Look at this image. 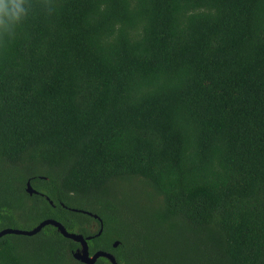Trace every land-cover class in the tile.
<instances>
[{
  "label": "trees",
  "instance_id": "16d2710c",
  "mask_svg": "<svg viewBox=\"0 0 264 264\" xmlns=\"http://www.w3.org/2000/svg\"><path fill=\"white\" fill-rule=\"evenodd\" d=\"M37 5L0 38V229L51 218L118 264H264V0ZM77 246L5 234L0 264H84Z\"/></svg>",
  "mask_w": 264,
  "mask_h": 264
},
{
  "label": "water",
  "instance_id": "95a60500",
  "mask_svg": "<svg viewBox=\"0 0 264 264\" xmlns=\"http://www.w3.org/2000/svg\"><path fill=\"white\" fill-rule=\"evenodd\" d=\"M24 191L27 194H32L36 193V191L30 186L29 181L26 180L25 185H24ZM47 200V198H46ZM48 202L51 204V201L48 200ZM85 212V211H83ZM89 215L93 216L94 218H97L96 215L91 214L87 212ZM99 220L100 227L98 228L97 232L95 235H98L101 232V221ZM49 225L55 228V230L61 234L63 237L70 239L71 241L75 242L78 244L77 247H75L71 251V256L73 259L84 263V264H92L98 257H103L108 260L110 264H118L114 256L107 251L103 250H96L92 254L88 252V245H87V240L90 239L92 236H82L79 233L76 232H69L67 231L64 226L51 218H45L37 222L34 226H32L29 229H19V228H12V227H4L0 229V237L5 235V234H15V235H26L30 236L33 235L37 232H39L44 226ZM117 245V241L112 242V247H115Z\"/></svg>",
  "mask_w": 264,
  "mask_h": 264
},
{
  "label": "clouds",
  "instance_id": "9594fccd",
  "mask_svg": "<svg viewBox=\"0 0 264 264\" xmlns=\"http://www.w3.org/2000/svg\"><path fill=\"white\" fill-rule=\"evenodd\" d=\"M36 8H40L37 0L35 2L33 0H0V38L13 37L17 26L27 20ZM54 9L55 5L52 4L51 7L42 10L51 15Z\"/></svg>",
  "mask_w": 264,
  "mask_h": 264
},
{
  "label": "rangeland",
  "instance_id": "374dc122",
  "mask_svg": "<svg viewBox=\"0 0 264 264\" xmlns=\"http://www.w3.org/2000/svg\"><path fill=\"white\" fill-rule=\"evenodd\" d=\"M25 182H26V180H25ZM25 182H24V185H25ZM21 227H22V225H21ZM90 228H91L92 230H95V229H96V227H95L94 224H92Z\"/></svg>",
  "mask_w": 264,
  "mask_h": 264
},
{
  "label": "flooded vegetation",
  "instance_id": "af4514ba",
  "mask_svg": "<svg viewBox=\"0 0 264 264\" xmlns=\"http://www.w3.org/2000/svg\"><path fill=\"white\" fill-rule=\"evenodd\" d=\"M36 191V190H35ZM36 193H37V191H36ZM43 197H44V199H46L47 197L45 196V195H43L42 193H40ZM49 199L47 198V201H48ZM50 201V200H49ZM52 203V202H51Z\"/></svg>",
  "mask_w": 264,
  "mask_h": 264
}]
</instances>
